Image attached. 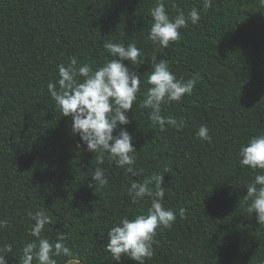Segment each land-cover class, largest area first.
Listing matches in <instances>:
<instances>
[{
    "label": "trees",
    "instance_id": "1",
    "mask_svg": "<svg viewBox=\"0 0 264 264\" xmlns=\"http://www.w3.org/2000/svg\"><path fill=\"white\" fill-rule=\"evenodd\" d=\"M156 2L0 0V219L9 221L0 247L12 245L8 264H20L24 245L36 239L29 213L41 209L51 217L42 237L55 243L62 234L72 250L55 257L57 264H139L123 255L112 261L107 232L121 217L147 214L151 198L133 203L128 189L155 175H164L163 204L176 220L157 229L146 264H264V225L245 199L255 173L239 163L241 145L264 133V0H212L209 9L203 0H163L170 17L193 8L200 15L167 48L148 38ZM106 41L142 50L138 67L124 61L141 75L131 122L113 133L126 128L132 136L140 176L126 174L107 153L97 164L99 153L87 151L48 92L70 57L93 69L111 60ZM153 57L166 60L178 79L196 78L191 95L162 105V116L183 121L180 131H162L141 107ZM201 125L210 142L196 135ZM97 167L103 186L92 183Z\"/></svg>",
    "mask_w": 264,
    "mask_h": 264
},
{
    "label": "clouds",
    "instance_id": "2",
    "mask_svg": "<svg viewBox=\"0 0 264 264\" xmlns=\"http://www.w3.org/2000/svg\"><path fill=\"white\" fill-rule=\"evenodd\" d=\"M211 7L212 0H203L204 9ZM150 15L153 22L148 38L162 48L179 41V30L186 28L189 21L193 25L200 21L196 8L187 17L180 10L177 15L170 17L163 0H157L150 9ZM104 48L112 59L106 60L96 69L87 63H79L76 57H70L67 65L59 64V79L48 83V92L62 115L71 117L72 131L79 134L87 151L99 153L95 157L97 164H103L104 153H107L109 160L124 169L126 174L140 176L144 170L135 167L137 149L132 136L126 128H121L118 135L113 133L118 126H126L131 122L127 113L133 112L134 102L140 92L141 75L124 61L138 67L142 63V50L134 43L125 46L112 41H106ZM145 82L150 87L144 93L141 107L151 110L149 115L153 123H158L162 131L166 125L177 131L182 130V120L162 116V105L179 102L186 94L191 95L197 83L196 78L178 79L166 60L153 57L150 74ZM196 135L201 140L210 142L212 139L206 125H201ZM239 157L240 165L248 166L255 173L254 179L246 187L245 199L251 200L247 211L255 213L258 224L264 225V133L251 137L247 144L241 145ZM166 172L170 170L165 168ZM91 177L92 183L101 186L107 183L99 167ZM163 185L164 175L152 176L142 183H131L128 192L132 202L148 197L151 198V204L147 214L132 219L121 217L120 222L109 229L105 250L111 254L112 261H120L123 255L139 264H146V260L153 257L157 229H171L176 220L174 210L164 207ZM185 212L184 208H180L179 216L183 218ZM29 215L35 223L28 232L36 239L24 245L19 257L20 264H33L34 260L38 264H57L55 257L72 256V250L64 243V235H58L55 243L42 237L45 225L51 223V217L44 210L30 212ZM7 226L9 221L0 219V229ZM12 252L11 244L0 247V264H8V254Z\"/></svg>",
    "mask_w": 264,
    "mask_h": 264
}]
</instances>
